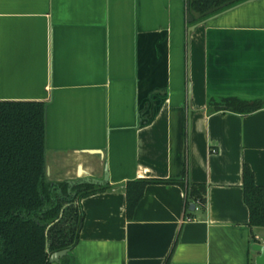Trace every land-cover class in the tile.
<instances>
[{
    "label": "crops",
    "instance_id": "1",
    "mask_svg": "<svg viewBox=\"0 0 264 264\" xmlns=\"http://www.w3.org/2000/svg\"><path fill=\"white\" fill-rule=\"evenodd\" d=\"M245 1L189 32L183 0H0V102L45 105L47 180L106 169L75 264H254L241 171L264 188V0ZM221 98L262 106L208 113ZM137 179L201 184L204 209L184 221L181 187L152 183L128 219Z\"/></svg>",
    "mask_w": 264,
    "mask_h": 264
},
{
    "label": "trees",
    "instance_id": "2",
    "mask_svg": "<svg viewBox=\"0 0 264 264\" xmlns=\"http://www.w3.org/2000/svg\"><path fill=\"white\" fill-rule=\"evenodd\" d=\"M226 1L191 0L189 9L202 15ZM242 1L245 0L213 14ZM209 16H202L199 21ZM261 106V102L235 98L210 99L206 104L208 113L223 110L250 114ZM44 112L45 105L40 102H0V264H49L50 254L64 249L69 252L78 240L83 219L79 201L106 189L80 185L72 187L67 194L66 183L47 180ZM241 181L242 202L248 216L246 228L251 241L256 243L254 230H264V188L254 184L246 166L242 167ZM152 183L181 187L184 221L191 219L190 204L198 210L204 209L201 184L191 185L184 179H137L125 184L126 218H130L144 187ZM68 252L57 264H75Z\"/></svg>",
    "mask_w": 264,
    "mask_h": 264
},
{
    "label": "water",
    "instance_id": "3",
    "mask_svg": "<svg viewBox=\"0 0 264 264\" xmlns=\"http://www.w3.org/2000/svg\"><path fill=\"white\" fill-rule=\"evenodd\" d=\"M237 1H241V0H229L228 2L222 4L219 7L216 8H212L209 9L207 11H205L202 15H198L197 13H194L192 11H188L185 15V21L187 24H189L190 26L187 28V31H192L197 24L203 23L204 21H200L199 23L193 24V22L198 21L202 16H212V14L220 9H224L226 7H228L230 4L237 2ZM251 0H246L245 2H250ZM229 8L225 9L228 10ZM224 10V11H225ZM209 19V17H208ZM206 19V20H208ZM188 91V90H187ZM188 94V93H187ZM107 181V174H106V169L104 168L103 170V176L102 179L100 181H96L91 179L90 177H84L81 178L77 181H70L66 184V193L69 194L70 193V189L74 186H80V185H97V186H103ZM73 194V193H72ZM70 194L71 197L74 196V194L72 195ZM189 210L193 211V205L190 204L189 205ZM251 251L254 252L256 255L253 259V263L254 264H264V246L260 245V244H253L251 246ZM68 252L67 249L58 251V252H54L52 254L49 255V264L51 263H57L58 260L60 258H62L66 253Z\"/></svg>",
    "mask_w": 264,
    "mask_h": 264
},
{
    "label": "flooded vegetation",
    "instance_id": "4",
    "mask_svg": "<svg viewBox=\"0 0 264 264\" xmlns=\"http://www.w3.org/2000/svg\"><path fill=\"white\" fill-rule=\"evenodd\" d=\"M184 1V9H185V15H186V13L188 12V11H191L190 9H189V5H190V3H191V0H183ZM229 0H227L226 2H228ZM226 2H224V3H226ZM223 3V4H224ZM222 5V4H221ZM221 5H219V6H221ZM231 5V4H230ZM218 6V7H219ZM234 6V5H233ZM213 8H216V7H213ZM212 9V8H211ZM209 10V9H208ZM193 12V11H192ZM217 12V11H216ZM195 13V12H194ZM215 13V12H214ZM199 15V14H198ZM198 22H200L199 20H198ZM197 21L196 22H193V24H196V23H198Z\"/></svg>",
    "mask_w": 264,
    "mask_h": 264
},
{
    "label": "built area",
    "instance_id": "5",
    "mask_svg": "<svg viewBox=\"0 0 264 264\" xmlns=\"http://www.w3.org/2000/svg\"><path fill=\"white\" fill-rule=\"evenodd\" d=\"M254 240L257 242L258 241V238L257 237H254ZM260 245L264 246V241H261L260 242Z\"/></svg>",
    "mask_w": 264,
    "mask_h": 264
}]
</instances>
